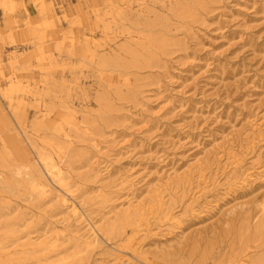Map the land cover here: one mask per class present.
<instances>
[{"label":"rangeland","instance_id":"rangeland-1","mask_svg":"<svg viewBox=\"0 0 264 264\" xmlns=\"http://www.w3.org/2000/svg\"><path fill=\"white\" fill-rule=\"evenodd\" d=\"M7 1L0 264H258L264 0ZM17 121L41 152L62 159L69 190L48 174L46 198L31 189L26 158L38 157ZM140 200L148 216L131 224L122 215ZM95 226L103 231L81 250ZM26 233L35 250L17 245Z\"/></svg>","mask_w":264,"mask_h":264},{"label":"bare ground","instance_id":"bare-ground-1","mask_svg":"<svg viewBox=\"0 0 264 264\" xmlns=\"http://www.w3.org/2000/svg\"><path fill=\"white\" fill-rule=\"evenodd\" d=\"M0 6L3 7L6 11V13L9 11V9H11L10 7V3L7 0H0ZM8 14H10V11L8 12ZM15 21L10 20L7 21V28H12L14 26ZM90 37V39L94 40L96 38L95 34H92ZM129 54H131L132 56L136 55L135 52H133L132 50L128 49L127 50ZM138 58L139 56H135ZM11 66L14 67L15 63L17 61V56H15L14 58H11ZM137 63H141L143 64L145 60H141V59H136ZM142 61V62H141ZM112 62H115V60H112ZM17 84V82L13 81L10 84V89H12L15 85ZM4 97L7 99V102L9 103V110L12 114V116L14 117V115H16L14 113V109H13V104H12V99L10 98V96L8 95V92H3ZM47 114V112L44 111L43 115ZM13 122V121H11ZM17 124L19 126V128L25 133V135L27 136L28 141L30 142V144L32 145V147L35 149L36 154H37V162L33 157L29 158L27 157L26 160L29 162L30 167H31V174L32 177L30 178V181L28 182L29 186L31 187V189L38 195L41 196L43 198H46L49 193L51 192V187L49 182L47 181L45 174H48L51 179L57 183L60 187L64 188L65 190H69V183L67 182L68 180V172L65 171V169L63 168V166L60 164L62 162V159L59 162H55L53 158L45 155L43 152H41L38 147L35 145L34 141L31 139V137L29 136L28 130L26 128V126H24L22 123L17 121ZM16 139L18 140L19 145L21 146V148L25 151H27V143L25 141V139L22 137V135L20 134V132H16ZM96 148V152L98 155L102 156L105 155V151H102L101 148H99L98 146L95 147ZM107 152V151H106ZM38 163V164H37ZM42 165V168L40 167V165ZM185 176H181L179 178H173L172 181L176 182V180L180 181L179 183L181 184L182 182H185L184 180ZM178 183V182H177ZM161 187H158L157 190H155V195H154V200H157V204H159L160 207L164 206V199L165 196L163 194V190H160ZM75 208V207H74ZM74 211H77L76 209H74ZM149 209L146 208V203H144L143 201H139V202H130V205L124 210V215H122V217L124 219H129L128 222L129 223H133L136 224L137 221V217L139 219L143 218V217H147L148 215L146 214V211H148ZM166 212V218H168V216L170 217L171 215H173V211L174 209L172 208V206H169L167 209L164 210ZM138 219V220H139ZM169 219V218H168ZM96 230H94V228L91 227V231L94 235V239L93 240H83L82 238H80L79 240H81V242L78 244V246L80 247L81 250H85V249H89L90 246H92L93 242L97 239V233L96 231H103L102 228H100L99 226H95ZM142 227L143 225H138L137 229H134V231L136 232V234L142 232ZM16 243L17 245H23L25 247H27V249L29 250H35V242L31 236V233H26V234H22L19 235L16 238ZM85 248V249H82ZM118 258H123V256H119ZM122 260V259H121ZM258 264H264V257H262L261 259L258 260Z\"/></svg>","mask_w":264,"mask_h":264},{"label":"crops","instance_id":"crops-1","mask_svg":"<svg viewBox=\"0 0 264 264\" xmlns=\"http://www.w3.org/2000/svg\"><path fill=\"white\" fill-rule=\"evenodd\" d=\"M20 16L21 17L19 19L23 20L24 18L22 16H25L24 11L20 13ZM0 24H1L2 27H5V25H6V21H5V18H4V12H3V10L1 8H0Z\"/></svg>","mask_w":264,"mask_h":264}]
</instances>
